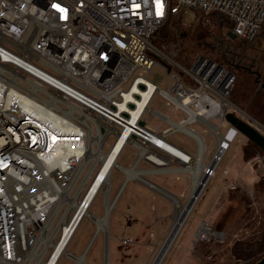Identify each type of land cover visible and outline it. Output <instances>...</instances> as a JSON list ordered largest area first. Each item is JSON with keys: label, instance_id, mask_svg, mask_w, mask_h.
<instances>
[{"label": "built area", "instance_id": "obj_1", "mask_svg": "<svg viewBox=\"0 0 264 264\" xmlns=\"http://www.w3.org/2000/svg\"><path fill=\"white\" fill-rule=\"evenodd\" d=\"M193 9L224 16L230 31L248 42L264 26V0H0V264H44L53 250L44 241L52 236L53 242L60 239L64 224L59 225L66 211H73L66 222H75L70 243L100 191L104 206L107 195L119 199L128 183L126 170H146L142 163L156 168L162 157L184 168L195 155L189 146L169 138L178 132L191 138L196 156L199 142L186 131L170 132L173 124L183 122L188 128L208 124L213 129L212 120L224 121L229 112L237 114L239 108L229 99L236 79L230 70L203 55L184 67L175 60L176 46L167 53L154 42L155 33L171 15L183 17ZM158 65L167 71L166 88L160 86L164 79L160 73L150 78ZM174 66L181 69L180 74H170ZM210 74L216 81H209ZM150 86L148 103L139 111L137 102L127 95L142 101L143 94L132 92L133 88L148 92ZM156 94L182 118L174 120L152 108ZM212 100L224 104V115L199 119L197 115L211 108ZM147 113L168 126L160 130V124L149 125ZM231 131H235L233 137L239 134L232 125ZM51 132L58 138L52 146ZM196 133L207 150L205 138ZM124 134L128 139L107 180L105 176L89 198L101 167L100 161L93 167L99 144L91 137L102 136L101 150L106 155ZM112 135L116 140L105 152L103 142ZM161 143L181 155L164 151ZM127 144L134 147L135 160L123 167L119 159ZM219 148L218 138L212 161L217 157L221 161ZM47 162L58 167L46 173ZM114 168L125 173V180L112 198ZM215 170L216 166L208 172L209 178ZM66 252L56 264L62 256L74 260L76 255Z\"/></svg>", "mask_w": 264, "mask_h": 264}, {"label": "rangeland", "instance_id": "obj_2", "mask_svg": "<svg viewBox=\"0 0 264 264\" xmlns=\"http://www.w3.org/2000/svg\"><path fill=\"white\" fill-rule=\"evenodd\" d=\"M208 22L213 29V36L205 37L198 32L202 37V45L196 43L190 33L192 26L197 25L195 11H190L182 17V30L189 32L187 38L181 42L165 41L164 39L172 38L176 32L175 27L169 24L160 29L154 42L158 47L164 46L163 49L167 53L176 46L178 55L175 60L184 67H190L199 55H204L237 75L242 91L240 97L235 94L233 96V99L242 106L235 104L239 108L237 115L264 134V123L260 121V119L264 120V117L257 107L252 109L247 103L251 89L258 85L256 76L231 63L219 47H213L215 39L219 38L232 45L254 48L250 53L253 56L258 54V60H263L260 69L262 71L264 70V30L256 41L248 44L242 43L241 38L233 39L229 35L231 24L226 19L221 20L218 15L211 14ZM192 48L199 49L195 53ZM139 72L136 71L134 75ZM155 73L163 75L164 79L160 86L166 88L167 71L158 65L150 78H153ZM172 73L180 74L181 69L174 66L170 70V74ZM143 75H147V72ZM132 78L125 88H128ZM173 83L174 79H172ZM257 100L260 104H264L263 91ZM151 107L174 120L182 118L174 106L168 107L166 100L160 94L154 96ZM146 116L149 125L160 124V130L168 126L166 121L161 122L160 118H155L151 113H147ZM212 122L219 127V132L222 134H225L230 127L226 120L222 121L219 118ZM206 125L193 124L189 127L205 138L207 150L205 149L206 153L202 160L206 166H209L217 151L219 135L212 126L213 129ZM169 139L176 144L189 146L190 148H187L196 157V146L191 138L178 132ZM115 140V135L110 136L106 144L104 140L105 152L109 151ZM101 144L100 140V149ZM252 144L242 133L237 134L218 162L214 175L206 178L205 186L198 192L199 197L193 203L179 231L164 250L159 264H257L264 257L263 252L251 260H241L231 251L237 240H258L264 232V190L255 189V184L264 180V152L257 151L248 161L241 159L243 149L252 148ZM163 150L167 151L165 148ZM134 154V147L127 144L121 153L119 163L123 167L131 166L135 160ZM140 167L146 169L142 179L138 178L142 182L136 179L129 180L119 199L115 195L125 180V173L119 168L113 169L111 197L115 198L109 197V199L115 200L116 203L109 214L107 231H98L96 222L91 218L94 216L101 218L105 214L104 195L100 191L92 204L91 213L82 220L69 243L67 250L74 255H80L89 245L92 236L94 237L92 238L94 242L87 250L86 264H104L106 235L109 242L108 264H152L170 234L178 204L186 207L191 199L193 176L186 170L187 165L183 168L178 163H172L171 170L168 171L157 170L158 167L146 163L140 164ZM230 170H232L231 174ZM146 172H149L148 179L154 183L144 178ZM200 173L204 175L203 169ZM72 216L73 211L69 210L68 219ZM204 225L210 229V233L201 238L198 233L200 227ZM57 264L75 263L71 258L62 256Z\"/></svg>", "mask_w": 264, "mask_h": 264}, {"label": "bare ground", "instance_id": "obj_3", "mask_svg": "<svg viewBox=\"0 0 264 264\" xmlns=\"http://www.w3.org/2000/svg\"><path fill=\"white\" fill-rule=\"evenodd\" d=\"M208 79H209V81H216L215 75H211V74L208 75ZM227 80H228V78H225L223 83L221 84L220 90L223 93L226 91ZM152 87L153 86H150V91H148V92H143L138 87L133 88L132 92H140L141 94H143L144 97H143L142 101L140 99H137L132 94H128L127 98H132L133 101L137 102L138 110L140 111L141 109H143V107H145L147 105V103H148L147 96L151 92ZM210 105H211V108H209V106H207L201 110V112L199 114L200 116L197 115V117L199 119L204 120V121H208L210 118H212L215 115H218L220 117H222L224 115V113H225L224 104H221L218 102L216 103L212 100L210 102ZM136 114L137 113H135L134 115L136 116ZM212 127L214 128V130L219 135L220 148L218 151V156L222 157L223 154L225 153V151L231 145V144H229L230 139L232 138L231 141H233L234 138L237 136V133L233 137V135L235 134V131L229 132V129H228L225 134H221L219 132L218 127H216L214 125H212ZM178 129L186 131L190 135L194 136L195 139H197L199 142V147H198L199 150H198L197 156L193 157V159L187 164V168H186V170L190 171L192 173V176H193V183H192L193 185H192V191H191V198L192 199H191V202L186 207H183L180 204H178L177 211H176V217H175L174 223L172 225V228L170 230V234H169L165 244L161 248L160 252L158 253L157 257L155 258V260L152 264H159L164 250L170 244V241L175 237L176 233L179 231L182 222L189 215L190 210L193 206V203L195 202V200L200 195V193L198 194V192L204 186V183L206 182V178L209 176V173L206 174V169L208 168V166H206L202 160L204 153H205L203 139L201 138V136L198 135V133H196V131H193L191 128L186 127L185 123H183V122L173 124L172 131H175ZM172 131H170V132H172ZM225 136H227V139L224 138ZM50 138H51L50 142H51V146H52V144H53L52 142H54L55 140H58V138H57L56 134H53L52 132H51ZM101 138H102L101 135H93L91 137V140L94 141V143L100 144V140H102ZM127 139H128V135L124 134L121 137V139L118 141V143H116L114 145L113 149L109 153H107L106 155L103 154V151L100 149V146H99V149L94 152V154H93V162H94L93 166H95L96 163L98 161H100L101 167H100L99 179L93 184L92 191L89 194V198H91L92 193L94 192L95 189H97L99 187L102 179L105 176H106V180H107L109 172H110V167L112 165H115V157L120 152L124 141H126ZM161 144H162L161 148L162 149L165 148L169 153L172 152V153L181 155L180 152L175 150L169 144H165V143H161ZM170 161H171V159H164L163 157L158 158V161H157L158 169L157 170H159V169H163V171L171 170V167H169ZM219 161L220 160L217 157L212 161L211 165L213 167H215V166H217ZM59 166H61V168H65V165L60 163V162H59ZM56 167H58L57 163L47 162L44 171L46 173H51L52 171H54V169H56ZM202 169L204 171V175H202L200 173ZM126 171H127V180L128 181L131 179H134V178H141L142 179L143 174L145 173V170L137 171L135 168L134 169H128ZM144 178H146V177L144 176ZM115 203H116V201L110 200L109 195H107L106 202H105V208H104V210H105L104 216L101 218L100 217L99 218L92 217L97 224L98 231H102V230H104L105 232L107 231V227H108V223H109V214L111 213V210L113 209ZM77 210H78V205L75 207L76 212H77ZM68 212H69V210L66 211V213L64 214V217L62 218L60 225H59V226H61L64 224L60 239L57 242H53V239H52L53 236H52V238H50V240H47L46 242L44 241V243L46 244V248H48L49 246H53V250H52L51 254L49 255V258L47 259V261L44 264H56L57 260L61 256V254H68L66 252V250H67V247L69 245V241H70L69 239L71 237V231H73V227L75 224V222H74L73 225H71L72 220H67V222H66ZM85 214L87 215L89 213L86 212ZM205 225L201 226L199 229L198 236H200L201 238L205 237V234L207 236L210 233V229L208 227H206ZM57 229L58 228H56V231H57ZM98 231H97V233H98ZM93 239H94V237H93ZM93 239L91 240V244L93 243ZM73 258H74V261H76V264H78V263L79 264H86L85 254L80 255V256H74Z\"/></svg>", "mask_w": 264, "mask_h": 264}, {"label": "trees", "instance_id": "obj_4", "mask_svg": "<svg viewBox=\"0 0 264 264\" xmlns=\"http://www.w3.org/2000/svg\"><path fill=\"white\" fill-rule=\"evenodd\" d=\"M191 11H195L197 13V25L196 26H192V29H191L190 33H191L192 37L194 38L195 42L200 44V45H202V41H201L202 37H201V34H198V32H201L205 37L206 36H210V35L213 36V29L211 28L210 23L208 22V17L211 14H207L204 11L197 10V9H193ZM216 15H218V17L221 20L225 19V17L220 15V14H216ZM169 24H170L171 27H175V31L176 32H175V35H173L172 38L164 39L165 41H169V40L173 41L174 40V41L181 42V40H184L189 35V32L187 33L186 30H182V16H180V15H171L169 17L168 21L165 24H163L160 27V29L163 26L169 25ZM160 29L155 33V36L160 31ZM263 30H264V26L262 27L260 33ZM260 33L257 36V38L260 36ZM155 36H154V39H155ZM257 38L254 41H256ZM254 41H252V42H254ZM198 49L199 48H192V50L195 53H197ZM221 51L223 52L225 57L231 63L239 65L241 68H244L247 72L250 71L246 66H244V61L242 62L238 58L237 59H233V58H231V56H228V53H226L224 50H221ZM249 73L251 74V72H249ZM235 76H236L235 83H234V86H233V89L231 91L229 99H230V101L232 103L238 104L240 107H242L236 100L233 99L234 94L237 97H240L241 94H242V91H241V88H240V84H239V78H238L237 75H235ZM261 93H262V91H260L258 89V85H256L253 89H251V94L248 97L247 103L249 104V107H251L252 109L254 107H257L259 109V113L264 117V104H260L258 102V100H257L258 97L261 95ZM260 121L262 123H264V120L260 119ZM260 150L261 149L254 143L252 144V148H247V147L244 148V160L245 161L250 160L253 156H255V153L257 151H260ZM255 189L261 190V191L264 190V180H261V181L257 182L255 184ZM231 251H232L233 255L236 258L241 259V260H251L254 257H257L260 253L264 252V232H263L261 238L258 239V240H237L233 244V246L231 248Z\"/></svg>", "mask_w": 264, "mask_h": 264}, {"label": "water", "instance_id": "obj_5", "mask_svg": "<svg viewBox=\"0 0 264 264\" xmlns=\"http://www.w3.org/2000/svg\"><path fill=\"white\" fill-rule=\"evenodd\" d=\"M229 35L232 38H236V36L231 31H229ZM255 73L257 74V76H256L257 84H259L261 74L258 72H255ZM232 75H234V73L230 74V76H232ZM262 89H264V84H262ZM225 118H226L227 122L236 129L237 132L242 133L244 136H246L250 141H252L254 144H256L264 152V134H262L256 127H254L250 122L244 120L243 118H241L240 116H238L237 114H235L233 112L227 113ZM212 168H213V166L210 165L208 167L206 174ZM161 189H163V188H161ZM191 199L189 200L188 204L191 202ZM188 204H187V206H188ZM108 246H109L108 236L106 235L104 264L108 263ZM87 247H88V245H87ZM87 247H86V249H87ZM86 249H85L83 254H85ZM257 264H264V257Z\"/></svg>", "mask_w": 264, "mask_h": 264}, {"label": "flooded vegetation", "instance_id": "obj_6", "mask_svg": "<svg viewBox=\"0 0 264 264\" xmlns=\"http://www.w3.org/2000/svg\"><path fill=\"white\" fill-rule=\"evenodd\" d=\"M233 39H237V37ZM243 42L250 44L245 40H242V43ZM214 43L215 44H213V47H219V49L224 50L226 53H228V56H231V58H238L240 61H244V66H246L255 76H257L255 72L260 73V83L258 84L260 86L259 90H262L264 92V89H262V84H264V70L260 71V69L262 68L261 65L263 63V60H258V54H255V56H253L250 53V51H253L254 48H244L239 45H232L228 42H224L219 38H216Z\"/></svg>", "mask_w": 264, "mask_h": 264}, {"label": "crops", "instance_id": "obj_7", "mask_svg": "<svg viewBox=\"0 0 264 264\" xmlns=\"http://www.w3.org/2000/svg\"><path fill=\"white\" fill-rule=\"evenodd\" d=\"M243 151H244V149H243ZM241 159H243L244 160V152L242 153V155H241ZM231 172H232V170H230V174H231ZM228 175H229V173H228ZM225 190V189H224ZM93 238V237H92ZM92 238H91V240H92ZM91 240H90V243H89V245H88V247H87V249H86V252H85V260H87L86 259V254H87V250L88 249H90V247H91ZM94 242V241H93ZM84 253V252H83ZM83 253L82 254H80V255H83ZM80 255H76V256H80ZM73 262L75 263V261L73 260ZM76 264V263H75ZM108 264V263H107Z\"/></svg>", "mask_w": 264, "mask_h": 264}, {"label": "snow or ice", "instance_id": "obj_8", "mask_svg": "<svg viewBox=\"0 0 264 264\" xmlns=\"http://www.w3.org/2000/svg\"><path fill=\"white\" fill-rule=\"evenodd\" d=\"M54 7H58L57 5H53ZM61 11H63V9H61Z\"/></svg>", "mask_w": 264, "mask_h": 264}]
</instances>
